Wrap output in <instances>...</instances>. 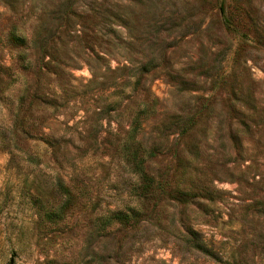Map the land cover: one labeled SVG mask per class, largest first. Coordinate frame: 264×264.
<instances>
[{
    "label": "rangeland",
    "instance_id": "rangeland-1",
    "mask_svg": "<svg viewBox=\"0 0 264 264\" xmlns=\"http://www.w3.org/2000/svg\"><path fill=\"white\" fill-rule=\"evenodd\" d=\"M73 1L81 19L70 29L48 19V48H27L23 71L8 34L30 37L54 0H0V264H264V0ZM93 3L118 4L112 29L91 17ZM221 7L241 38L225 31ZM138 71L160 102L140 134L157 154L148 169L171 192L136 226L96 233L95 216L131 204L122 148ZM182 109L201 112L190 136L157 130ZM241 120L239 147L229 131ZM58 176L79 196L50 220ZM187 227L213 257L185 243Z\"/></svg>",
    "mask_w": 264,
    "mask_h": 264
},
{
    "label": "trees",
    "instance_id": "trees-1",
    "mask_svg": "<svg viewBox=\"0 0 264 264\" xmlns=\"http://www.w3.org/2000/svg\"><path fill=\"white\" fill-rule=\"evenodd\" d=\"M79 7L80 5L75 4L73 0H54L50 10L46 11L41 18H37L34 30L30 37L23 33H19L17 29L9 32L7 37L8 43L21 50L18 55L21 70L28 71L33 67L32 62L27 56V48L40 50L44 53L46 52V49L48 48V35L46 32V23L48 19H53L58 22L60 27H63L64 29L73 28L74 25L77 24L76 20L81 19V11L79 10ZM89 7H91L89 9L91 17L93 18L100 15L102 23L111 29L115 19L120 18V14L115 8L118 7V4H111V8L106 7L103 12L95 7V3L89 5ZM220 12H222V15L224 14L222 23L225 31L229 34H236L237 29L232 24L231 18L226 14L225 8L221 7ZM49 15H51L50 18ZM108 30L110 31V29ZM109 31L106 32V34L114 37L116 30ZM241 36L242 35H239L238 37L241 38ZM107 43L109 44L111 41L108 40ZM141 73L142 71H138V76H136L135 79L134 76H132V78L128 79L130 82H127L129 83L127 86L129 87V93L139 96L137 109L131 119L127 137L122 148L123 160L135 177V183L131 187V204L126 206L124 210H115L108 215L95 216L93 221L99 223V228L95 230L96 233L105 229V227L112 225L136 226L144 220L147 213V207H158L163 201L162 197L171 192L170 184L166 177L160 173L153 174L149 172L148 165L157 157V154L155 153V147L148 146L140 138V134L144 130L146 124L156 119L160 106L159 99L152 94L150 88H148L141 80ZM28 91V88L21 90L22 94L20 96L19 104L20 110L24 107V104L21 103L23 96L26 95ZM35 100L36 96L33 95L31 103H29L30 105L26 107L27 110L29 109L30 111L33 103L35 104ZM200 117V111H186L185 109H182L170 117L168 125L161 123L157 130L161 132L167 127L172 129L173 133H177L180 137L187 138L196 129L198 118ZM239 124L241 128H239V126L229 131V137L234 141V144L238 143L239 147H241V135H247L249 128L243 121ZM28 157L30 161L35 160L34 156L28 155ZM53 187L57 195L61 198V203L55 210L47 213L46 217L50 220H58L63 217L65 212L73 205L79 195L74 188L60 176L55 179ZM200 191L204 198L210 200L211 193L209 195L206 188L202 186ZM184 239L189 247L213 257L214 251L209 247L207 240L200 233L192 229V227L185 228ZM223 264H239V262L235 260H226Z\"/></svg>",
    "mask_w": 264,
    "mask_h": 264
}]
</instances>
